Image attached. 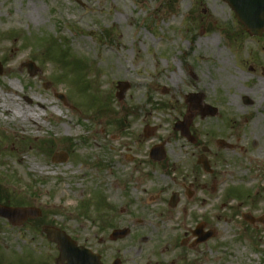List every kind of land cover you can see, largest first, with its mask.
<instances>
[{
  "label": "rangeland",
  "instance_id": "rangeland-1",
  "mask_svg": "<svg viewBox=\"0 0 264 264\" xmlns=\"http://www.w3.org/2000/svg\"><path fill=\"white\" fill-rule=\"evenodd\" d=\"M263 48L223 0H0V84L13 85L22 106L54 102L41 130L0 109V203L38 208L46 225L83 227L94 249L131 264H264V82L247 72ZM119 82L130 85L122 100ZM253 85L258 102L244 107ZM190 93L204 94L227 124L202 119ZM0 94L7 98L1 85ZM188 113H197L191 130L203 145H235L216 149L212 176L174 131ZM162 143L167 157L155 165L149 150ZM202 223L215 235L197 243ZM124 228L127 238L110 241ZM55 257L41 228L0 219V264Z\"/></svg>",
  "mask_w": 264,
  "mask_h": 264
},
{
  "label": "water",
  "instance_id": "water-1",
  "mask_svg": "<svg viewBox=\"0 0 264 264\" xmlns=\"http://www.w3.org/2000/svg\"><path fill=\"white\" fill-rule=\"evenodd\" d=\"M230 7L234 10L236 14V18L245 26L246 30L252 36H262L264 33V0H224ZM28 68L31 74L36 72V69L33 64L29 63ZM2 74V70L0 68V75ZM130 88L128 83H119L118 89L120 93L117 95L119 100H122L126 91ZM189 99L191 103L198 104L199 107L203 110V117L212 116L216 114V109L211 108L210 106H203V95H190ZM64 101V99H62ZM194 115H188L184 118L183 122H180L176 125L175 129L180 131L182 135L188 139H192L190 134V126ZM147 137H150L152 133L146 132ZM156 160L161 161L164 159V151L162 148H155L152 151V154ZM199 163L203 164L206 171L209 170L208 163L205 158H200ZM40 216V211L38 209L33 208H10L0 205V217L8 219L13 225L20 226L23 222H25L28 218H35ZM248 219L252 220L250 216H246ZM45 233L51 240L56 241L59 244V248L61 251L60 262L63 260L74 261L75 264L78 263L79 257H77L78 250L71 246L67 240V237L63 234H59L55 232L51 228L45 229ZM128 234V231H116L112 235L113 239L124 238ZM208 235L206 238H208ZM204 239V238H203ZM70 248L73 249L72 253H70ZM70 253V254H69ZM80 260H85L86 264H99L94 256H89L86 260V257Z\"/></svg>",
  "mask_w": 264,
  "mask_h": 264
},
{
  "label": "flooded vegetation",
  "instance_id": "flooded-vegetation-1",
  "mask_svg": "<svg viewBox=\"0 0 264 264\" xmlns=\"http://www.w3.org/2000/svg\"><path fill=\"white\" fill-rule=\"evenodd\" d=\"M241 28L243 31V35L245 36L246 39L248 38L251 41H259L261 39H264V35L261 38L251 37L248 34V32L243 28L242 25H241ZM229 39L233 40L232 35H230ZM237 39H241V38L238 37ZM257 55L260 56V54H257ZM247 72L252 74V75H257V77L260 78V80L262 82H264V59L261 57H258L256 59L254 58L253 63L251 66H249V69L247 70ZM255 88H256L255 85H253L252 87H248L246 89V91H247L246 94L241 97V105L242 106L251 107V106H254L258 102L256 100L255 94H254ZM210 106L217 109L216 114L204 118L202 116L203 111L198 109V113L200 114V117L202 119H206V118L217 119V120L222 119V123L227 124V122L223 121V117H222L220 108H218L217 106L211 105V104H210ZM191 133L193 136L192 141H188L187 139H185L181 133H177V134L180 136V138L182 140H184L191 147H194L195 149L201 151V154L199 153L200 155H198L196 167L201 169L206 175L212 176L214 174V166H215L214 157L217 154L216 149L219 150L218 152L232 151L235 149V145L232 142H230V140L228 138L218 137L216 140L212 138L211 148H209V147L203 145V143L200 141V134L198 132H191ZM215 145H216V147H215ZM164 146H165V144H164ZM150 150H149V158H150ZM213 150H215V152ZM202 155L205 156V158L208 162V165H209L208 172H206L204 170V168L202 167V165H200L198 163V160H199L200 156H202ZM166 157H167V153H166ZM150 160H152V159L150 158ZM157 164H160V163H156L155 165H157ZM213 190H214V188H213ZM174 195L172 197H174ZM177 201H178V194H177V198L175 199L174 206L173 207L170 206L172 209L176 208ZM169 205H170V203H169ZM41 219H42V216L40 218L29 219L20 229H27L28 228L29 230H32L34 232H36L39 228H41V230L43 232L45 227H51L54 229H58L60 231H63L68 236L69 243L71 245L74 246V244H75L78 248H85V249L91 250L93 253L97 254L99 256L100 264H131L126 259L122 260V259L117 258V257L110 259L109 255L106 251L94 249V247L91 245L92 242L89 239L83 237L84 232H85L83 227L75 229L72 226H65V227L60 228L59 226H56L55 224L46 225V223L41 222ZM1 220H3V219H1ZM4 221H6V220H4ZM204 228H205V224H204ZM204 228H203V231L205 230ZM187 243H189V241H186V244ZM51 244L55 248V253H56V257H55L52 264H58V258L60 256V251L58 249V245L55 242H51ZM189 246H191V245H189ZM123 252L125 253V250ZM73 263H74V261H63L60 264H73Z\"/></svg>",
  "mask_w": 264,
  "mask_h": 264
},
{
  "label": "bare ground",
  "instance_id": "bare-ground-1",
  "mask_svg": "<svg viewBox=\"0 0 264 264\" xmlns=\"http://www.w3.org/2000/svg\"><path fill=\"white\" fill-rule=\"evenodd\" d=\"M18 62L19 61H15L8 67L10 74H15V70L17 68ZM0 85L4 90V93L7 94L6 95L7 98L2 97V95L0 94V109H2L3 112L6 113L8 117L12 118L13 120L20 119L21 122L31 123L38 130H41L42 125L39 124V120L41 119L42 116V110L43 111L49 110L54 105V102L47 101L43 97H33L30 106L28 107L22 106L21 103H16L15 101L17 99V95H16L17 91L13 85L8 86L5 82H2ZM9 107L12 108V110H10ZM56 108L57 106H55L53 110ZM60 112L61 111L58 110V114ZM20 128L25 129L23 126H21ZM41 170H45V169L41 168ZM249 180L252 181V178L249 177ZM238 230L239 229H237V231ZM221 240L223 243L227 242V239L224 236L221 238Z\"/></svg>",
  "mask_w": 264,
  "mask_h": 264
},
{
  "label": "trees",
  "instance_id": "trees-1",
  "mask_svg": "<svg viewBox=\"0 0 264 264\" xmlns=\"http://www.w3.org/2000/svg\"><path fill=\"white\" fill-rule=\"evenodd\" d=\"M55 46H56V44L54 43L53 46H52L50 49H55V48H56ZM50 52H51V51H50ZM63 54H65V53L63 52ZM63 54H62V57L65 58V56H63ZM64 61H66V60H64ZM80 63H81V62H77V66H81ZM7 204H9V203L7 202Z\"/></svg>",
  "mask_w": 264,
  "mask_h": 264
}]
</instances>
